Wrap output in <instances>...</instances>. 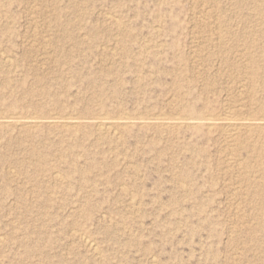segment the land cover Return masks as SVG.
<instances>
[{"label":"rangeland","instance_id":"rangeland-1","mask_svg":"<svg viewBox=\"0 0 264 264\" xmlns=\"http://www.w3.org/2000/svg\"><path fill=\"white\" fill-rule=\"evenodd\" d=\"M229 110L264 121V0H0V264H264V128Z\"/></svg>","mask_w":264,"mask_h":264},{"label":"bare ground","instance_id":"bare-ground-1","mask_svg":"<svg viewBox=\"0 0 264 264\" xmlns=\"http://www.w3.org/2000/svg\"><path fill=\"white\" fill-rule=\"evenodd\" d=\"M8 59H6V60H8ZM240 116L235 111L229 110L225 114L224 119H220V118L217 119L216 117H215L216 119H214V117L213 118L210 117V119H208V121L206 123L209 126H215L218 123L223 124L222 135L225 138V140L229 141L230 143H232V142L238 143L239 142L241 144L243 141V140H241V138L245 136L242 139H245L244 141H247V139H248L247 136L252 130H255L257 128H264V121L260 120L262 122H257V120H254L252 118H247L248 116L247 117H243V115H242V117H240ZM158 118H160V117H158ZM8 119L7 118H0V123L2 121L7 122ZM154 119H155V117H154ZM12 120H14L16 122L23 123V124L28 125L30 127H34V126L39 125L41 123V119L35 118V117L34 118H28L25 122L22 121L21 118H11L10 121H12ZM94 120H96L97 128H99L100 131L102 132V134H105V135L110 134L114 130L117 132V130H116L117 128L127 127L128 125L133 123L131 118H126V117L116 120V119L108 118L106 116V117H98L97 119H94ZM149 121L150 120H148V122ZM188 121H189V119H188ZM81 122H82V120L80 118H77L74 116L73 117H67V116L66 117H55L54 116L52 118H49V121H48V123L50 125H59V126L66 128V129L76 128V127H78L79 124H81ZM141 122L146 123V121H144L143 119H141ZM157 122H160L162 125L171 126V127L172 126L179 127V125L183 124V122L179 118H177V119H169V118L168 119H157ZM193 124H195V123H192V125ZM97 128H96V130H97ZM116 138H117V136H116ZM260 154L264 156V152H261ZM242 171H243V169H242ZM87 246H88L87 248H90L92 250V252H94L95 254L99 253L98 248L95 246L93 241H88ZM91 250H90V252H91Z\"/></svg>","mask_w":264,"mask_h":264}]
</instances>
